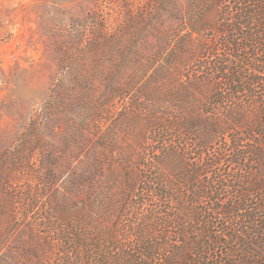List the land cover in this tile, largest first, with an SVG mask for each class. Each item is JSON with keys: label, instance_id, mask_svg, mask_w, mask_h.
<instances>
[{"label": "rangeland", "instance_id": "rangeland-1", "mask_svg": "<svg viewBox=\"0 0 264 264\" xmlns=\"http://www.w3.org/2000/svg\"><path fill=\"white\" fill-rule=\"evenodd\" d=\"M205 2L0 0V264H75L83 249L70 239L64 247L55 230L66 224L82 230V216L89 219L86 238L116 226L109 235L131 248L135 236L126 237L138 224L130 209L137 197L123 192L124 156L133 153V165L144 146L154 173L163 168L158 150L172 146L187 153L189 163L202 164L205 154L198 156L179 125L146 129V106L153 103L146 96L157 84L144 85L162 60L184 77L200 75L204 50L212 46L203 43L212 37L202 25ZM202 87L190 89L196 112L211 94ZM178 100L180 107L188 102L184 95ZM210 146L213 155L228 144L217 136ZM165 173L163 181H175ZM234 227L243 228L233 222L225 232ZM218 229L211 234L222 242L226 233ZM164 231L175 250L176 229ZM25 245L39 249L31 257Z\"/></svg>", "mask_w": 264, "mask_h": 264}, {"label": "trees", "instance_id": "trees-1", "mask_svg": "<svg viewBox=\"0 0 264 264\" xmlns=\"http://www.w3.org/2000/svg\"><path fill=\"white\" fill-rule=\"evenodd\" d=\"M211 12L215 25L208 16ZM202 25L210 29L213 38L204 39L203 43L212 46L204 50L200 75L184 77L180 71L162 66V60L144 85L157 84L146 96L153 98L146 106L151 116L146 129L159 132L171 123L179 125L197 145L198 156L205 154L202 164L194 166L187 161V153L166 146L156 154V163L163 168L151 173L144 146L143 155L135 158L133 165H129L133 153H127L120 173L123 192L129 196L136 191L137 201L130 209L138 224L126 237L135 236V248L128 243L122 246L109 235L116 226L104 231L99 228L86 238L89 219L82 216V230L67 224L54 228L64 247H69L70 239L83 249L75 264H108L109 259L111 263L127 259L132 264H177V260L179 264H264V0H206ZM190 29L195 33L192 26ZM201 84L211 94L196 112L190 89L199 90ZM166 87L168 91L161 92ZM182 95L188 102L180 107ZM175 103L178 115L173 116L171 105ZM140 108L145 107L142 104ZM217 136L228 146H220L211 155L207 152ZM165 172L174 174L175 181H163ZM152 174L157 179H152ZM28 205L33 206L30 201ZM233 222L243 228L234 227L226 233ZM170 227L176 229L180 242L175 250L164 231ZM157 228L163 231L155 236ZM215 229L226 233V240L213 238ZM187 233L193 237L190 241ZM221 245L227 247L218 252ZM38 249L23 248L31 257Z\"/></svg>", "mask_w": 264, "mask_h": 264}]
</instances>
